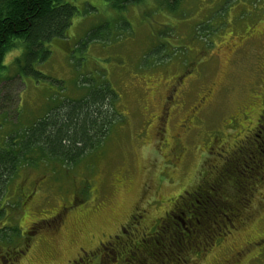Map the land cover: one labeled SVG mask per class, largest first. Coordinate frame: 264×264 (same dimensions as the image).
I'll return each instance as SVG.
<instances>
[{
    "label": "rangeland",
    "instance_id": "1",
    "mask_svg": "<svg viewBox=\"0 0 264 264\" xmlns=\"http://www.w3.org/2000/svg\"><path fill=\"white\" fill-rule=\"evenodd\" d=\"M72 3L77 13L66 31L69 51L50 43V56L33 66L42 76L16 71L20 46L5 55L0 145L57 101L82 96L79 76L85 74L100 76L115 89L123 116L102 146L75 166H57L56 172L46 166L19 169L12 177L0 197V264H69L91 249L97 256L107 253L102 264H113L110 250L119 253L125 242L129 248V238L148 236L150 224L172 209L181 192L215 182L223 203L233 202V182L216 181L227 164L222 167L221 159L244 134L249 148L264 136V0H182L176 13L156 9V0L121 9L107 0ZM216 7L223 14L209 18L207 25L212 21L214 27L204 23L194 30ZM91 30L99 38L77 49ZM159 44L171 46L153 64L156 53L148 52ZM261 173L247 184L250 201L242 200L241 223L232 227L215 217L206 240L195 230L193 242L203 243L185 256L186 264H264ZM234 175L223 172L219 179ZM174 214L178 222L180 212ZM183 230L172 224L161 234L153 232L166 252L156 264H172L179 253L176 233ZM127 258L125 264H139Z\"/></svg>",
    "mask_w": 264,
    "mask_h": 264
},
{
    "label": "trees",
    "instance_id": "2",
    "mask_svg": "<svg viewBox=\"0 0 264 264\" xmlns=\"http://www.w3.org/2000/svg\"><path fill=\"white\" fill-rule=\"evenodd\" d=\"M107 1L114 8L121 9L127 5H139L146 0ZM181 1L156 0L158 4L156 9L176 13ZM76 13L77 7L72 0H0V73L5 67V55L13 48L20 46V54L13 59V64L17 67L16 71L37 77L42 76L34 70V64L43 62L50 56L49 44L52 42L65 51H69L70 45L66 43V31ZM209 14L199 20L194 30L197 26L207 25L209 18L213 15L221 16L223 9L216 7ZM210 23L212 24V21L208 23L207 28L214 27V25L209 26ZM98 38V32L91 30L75 47L83 48L88 42L96 41ZM168 46L170 47L171 44H159L151 48L148 53H156L153 64L160 59L161 51L167 50ZM79 78L85 90L82 96L57 101L44 115L36 118L31 124L4 137V142L0 145V197L19 169L46 166L56 172L57 166L63 170L70 168L69 166H75L102 146L120 117L123 116L118 109L119 96L105 79H100L98 76L97 80H94L91 74H85ZM236 198L239 196L237 195ZM230 202V207L237 204L235 200ZM57 215L59 214H56L54 218ZM227 217L230 220L233 219L229 214ZM226 223L230 225L229 222L225 221ZM171 226L172 223H167L164 228H157L154 233L161 234L160 232ZM200 230L204 236L202 238L206 240L212 229L207 226ZM176 234V246L179 253L171 258L172 264H186L190 257L185 258V256L191 254L190 250L199 248L203 242L195 245L192 236L180 232ZM153 241L154 244L151 242L150 245L147 238L134 240L129 248H122L119 253L117 249L112 251L109 259L112 263L125 264L126 261L128 262L127 256H131L133 261L145 264L139 257L145 255L156 264L165 257L166 252L158 238H153ZM147 247H152L149 252L146 251ZM115 259L118 261L113 262Z\"/></svg>",
    "mask_w": 264,
    "mask_h": 264
},
{
    "label": "flooded vegetation",
    "instance_id": "3",
    "mask_svg": "<svg viewBox=\"0 0 264 264\" xmlns=\"http://www.w3.org/2000/svg\"><path fill=\"white\" fill-rule=\"evenodd\" d=\"M264 112V110H263ZM256 127V126H255ZM255 129V128H254ZM254 129H252L254 131ZM260 132L259 129H256V136L259 137L258 133ZM264 134V133H263ZM249 138L247 134H244L243 137H241L238 141L233 143V150H228L226 152V156L222 157V167L226 163V167L223 168V171L219 170V175L223 172L228 173L229 175L232 172H235V175L233 176V179H229L228 177L226 179H219V175L216 181H220V184L229 183L232 181L233 185L237 191H244V197L242 198H236L237 194L235 193L234 200L237 202V204L234 207H230V204L223 203V193H219L217 191V184L215 182H211L207 184L206 188L201 187V185H198L192 192H181L177 196V198L174 199L171 203L172 209H167L163 212L162 215L157 217L155 220L156 222L153 224H150L149 228L146 231V236L149 244L152 242L153 232L157 228H164L166 224L172 223L176 224L178 227H181L183 230V233L185 235L190 234L189 236H192L195 232V230L200 231V228H206L209 225H213L215 223V217H220V221H227L229 222L230 226H235L237 220L242 218L243 216V208L246 202H249L250 199H248L246 196V190H247V184L249 185V182H252V178H256L260 176L262 173V170L264 171V150L258 151L256 147H260L261 143L264 145V136H262L261 141H258L254 139V148H249V145H252V142L249 141ZM257 144V145H256ZM248 150H254L253 152H249ZM255 154L258 155L257 160H254ZM263 156V159H262ZM247 157L249 160H245L244 158ZM261 157V158H260ZM247 161V162H246ZM246 162V163H244ZM245 165V166H244ZM237 166H242L241 169H239ZM221 167V168H222ZM243 167H246V169H243ZM247 173V175L245 174ZM261 177V176H260ZM258 180V178H257ZM236 183V184H235ZM238 183V184H237ZM239 187V188H238ZM253 191V190H252ZM252 197V194L250 195ZM214 198V199H213ZM222 198V199H221ZM236 198V199H235ZM216 200V201H215ZM222 200V202H221ZM242 200L245 201L244 205L242 206ZM174 210H177L178 213L180 212L181 216H178V222L174 220L176 218V215L174 214ZM232 216V220H230L227 215ZM232 214V215H231ZM131 217H133L131 215ZM142 215H137V218H141ZM128 221V217L127 220ZM58 222V221H57ZM56 222V224H57ZM241 223V222H237ZM227 224V223H226ZM195 227V228H194ZM145 228V227H144ZM125 232V229H123ZM145 234V233H144ZM134 236H137V233L134 234ZM144 238H142L143 240ZM132 242L134 239L129 238ZM138 240V238H136ZM100 245L104 246L103 242L99 243ZM127 245V242H125L120 249L125 248ZM151 245V244H150ZM99 246V245H97ZM112 246V245H111ZM100 247V246H99ZM96 248V247H95ZM104 249H106V246H104ZM110 250V247L107 248ZM114 249V248H113ZM110 252H112V250ZM83 250V249H82ZM93 249L90 250V255L88 256H78V258H75L72 260L69 264H102L103 261L108 257V255H98L97 252ZM115 251V250H113ZM146 251L149 252L150 248L147 247ZM84 254H87V251L83 250ZM109 252V251H108ZM109 252V253H110ZM9 254V253H7ZM239 255H231V258L238 257ZM3 256L0 254V258ZM16 257V253H14V258ZM88 257V261H85V258ZM89 258H91L89 260ZM115 259L114 261H116ZM5 262V259L3 260ZM113 261V262H114ZM118 261V260H117ZM106 263V260L104 261ZM120 262V261H119ZM130 263H137L134 261H129ZM140 263V262H139ZM68 264V263H65ZM113 264H118V262H114ZM121 264V262L119 263Z\"/></svg>",
    "mask_w": 264,
    "mask_h": 264
}]
</instances>
